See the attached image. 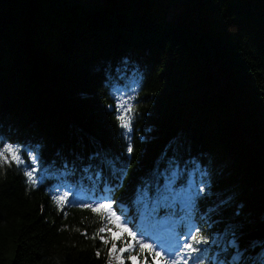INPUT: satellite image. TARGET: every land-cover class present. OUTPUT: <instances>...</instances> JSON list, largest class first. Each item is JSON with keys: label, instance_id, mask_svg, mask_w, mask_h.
<instances>
[{"label": "trees", "instance_id": "trees-1", "mask_svg": "<svg viewBox=\"0 0 264 264\" xmlns=\"http://www.w3.org/2000/svg\"><path fill=\"white\" fill-rule=\"evenodd\" d=\"M39 4L0 0V147L38 152L50 177L33 188L23 166L0 168V264H109L111 241L93 239L100 216L58 210L50 190L111 196L139 235L152 221L136 190L154 191L176 164L177 188L194 178L208 189L194 212L210 237L205 264L231 262L232 241L251 264L264 251V0H104L82 15L58 9L44 43ZM122 92L131 111H117ZM182 207L169 218L177 232L193 222Z\"/></svg>", "mask_w": 264, "mask_h": 264}, {"label": "snow or ice", "instance_id": "snow-or-ice-1", "mask_svg": "<svg viewBox=\"0 0 264 264\" xmlns=\"http://www.w3.org/2000/svg\"><path fill=\"white\" fill-rule=\"evenodd\" d=\"M117 99L119 100V98ZM122 109L131 111L130 108H124L123 104L118 103L117 111ZM117 119L120 121L121 127L130 130L129 120H126L123 115H118ZM132 151V144L129 143L127 152L131 154ZM42 163L40 154L35 151H28L25 158L23 149L19 144L3 143L0 147V168L11 167L13 164L18 169L23 166V174L33 188L43 185L45 180L50 178L47 175H39L38 168ZM88 167L91 168V165ZM181 174L178 164L170 172L165 169L163 173H160L164 178L163 184L157 180L154 191L151 184L138 188L133 201L138 207L139 214L144 219L152 221L154 228H160L170 217L175 216L178 202L183 206L181 210L187 209L193 216V222L186 225L184 232H177L174 238L165 237L163 229L156 236L155 241H153L152 236L146 238L142 233L138 235L137 232L128 227L130 221L124 215L123 209H120L119 214L114 209L113 205L117 201L113 200L111 196H102L98 200L93 199L91 202L83 199L70 200V195L80 197L87 191L81 188L79 192H75L73 191L75 186L72 184L64 187L63 191H61V185L57 184L54 186V190H50V195L58 210H63L68 204H75L81 209H88L93 214L100 216V227L94 233L93 239L99 237L105 245L111 241V247L108 251L109 264L112 261H115V264H125L124 253H128L126 259L130 264H205L206 257L204 254L208 252L206 246L210 244V237L204 235L200 226L194 222V212L198 207V200L203 194H206L208 189L201 181L200 186L193 190L191 180L187 182V187L181 185L180 188H177L176 184ZM70 175H74V172L64 173V177ZM94 175L96 178L101 177L100 172H96ZM94 189L95 185L91 190L94 191ZM111 190V188H105V191ZM165 208L169 210V217L161 219L159 218V211ZM109 226H111V230ZM104 234L108 238H105ZM117 242L120 244L119 247ZM231 244L236 248L231 262L219 261L218 258H215L217 264H242L245 262V252L240 251L236 241H232ZM99 255L100 253L97 252V256ZM249 259L251 264H264V251Z\"/></svg>", "mask_w": 264, "mask_h": 264}, {"label": "rangeland", "instance_id": "rangeland-1", "mask_svg": "<svg viewBox=\"0 0 264 264\" xmlns=\"http://www.w3.org/2000/svg\"><path fill=\"white\" fill-rule=\"evenodd\" d=\"M104 0H40L38 12H37V17H38V29L35 32V35L37 34V41L41 42H47L49 37H50V30H48V25L47 21L50 20V18L53 17V14L59 9L61 11H66L67 13L69 12H74L76 14L77 12L82 15L83 10L91 6L95 3H101ZM239 39V33L232 35L228 41H226L224 49L225 53L227 54L228 47L231 45H236ZM52 46V45H51ZM51 52V51H50ZM52 56V52L50 54ZM127 95V94H126ZM125 95L121 94L120 95V104H123L124 106L128 105V101L125 100ZM197 188V185L194 184V181L192 180V189L195 190ZM174 224L173 221L168 219L167 222L158 228L160 231L161 229H174ZM157 233V232H156ZM155 233V234H156ZM117 235L119 233H116ZM154 234L153 241L156 240V236ZM165 237L172 238L174 235L173 234H164ZM119 247L120 245L117 244ZM124 255V254H123ZM112 264H115V261L111 262Z\"/></svg>", "mask_w": 264, "mask_h": 264}]
</instances>
